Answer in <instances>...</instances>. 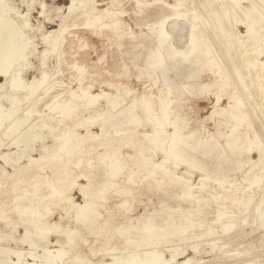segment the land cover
<instances>
[{"label":"bare ground","instance_id":"1","mask_svg":"<svg viewBox=\"0 0 264 264\" xmlns=\"http://www.w3.org/2000/svg\"><path fill=\"white\" fill-rule=\"evenodd\" d=\"M69 1L67 14L62 13L64 7L55 5L56 17L41 1L40 18L57 22L58 28L46 33L41 40L45 49L39 52L38 44L25 30L41 32L44 21L30 26V9L28 14L17 13L19 21L15 23L9 15L13 6L0 0V76L5 81L0 89L8 85L20 91L8 98L9 107L0 101V149L9 139V149L16 148L0 153L4 163H0V189L12 181L36 190L26 202L16 203L19 210L14 218L0 203V218L15 231L24 228L17 236L0 230V264H206L202 259L188 258L189 249L196 257L205 251L189 246L188 238L220 234L230 239L231 222L236 217L241 224L256 222L250 234L263 229L264 174L254 171L264 168V141L257 133L250 139L243 124L252 126L245 111L247 102L252 103L254 95L264 96V0ZM235 15L237 24L246 29L234 32L240 56L231 46L222 50L224 54L215 46L228 36L219 33L223 27L218 24ZM80 27L108 30L107 41H117L118 48H124L116 64L120 63L122 70L118 75L127 82L110 80L113 74L117 76V66L113 72H104L113 77L97 74L100 80L89 82L81 78L76 89L73 82L67 86L60 80L52 82L46 69L50 57L56 58L57 67L62 66L66 35L75 31L70 38L81 42ZM258 27L263 30L258 31ZM257 33L260 44L253 50L250 42ZM258 48L262 49L257 52ZM72 56L70 64L65 62L68 68L85 72L80 59ZM32 57L42 70L40 77L28 81L24 74L34 68L28 62ZM226 57L227 64L231 62V76L222 67ZM128 60L138 70L135 75ZM240 63L248 72L237 78ZM143 75L150 81L143 82ZM97 83L100 92L94 93ZM56 86L65 88L51 93ZM239 87L245 96L237 91ZM209 96L214 97L211 113L193 120V113L199 114L192 105L194 100ZM224 97L229 98L227 105ZM46 98L44 106L49 114L39 110ZM208 122H215V132L206 126ZM224 125L228 131L222 129ZM57 126H62L61 131L57 132ZM40 142L43 145L37 148ZM255 151L258 160L252 158ZM35 152H39L38 158L33 156ZM23 160H27L25 165ZM248 164L251 169L243 170ZM39 165L41 172L48 169L50 173L34 176L33 181L20 177ZM143 171L145 181L140 183L136 178ZM241 172L251 174L246 179L249 184L242 188L233 178ZM195 174L200 175L199 183L194 182ZM254 183L255 190L251 188ZM18 184L15 192L26 187ZM111 189L116 203L120 201L115 204L117 209L125 208L131 200L142 202L143 196L157 200L145 205L147 213L137 217V222L131 221L135 216L129 210L101 220L99 208L112 198L105 196ZM43 190L47 194H39ZM73 190L79 191L82 202L75 201ZM57 211L60 218L52 222ZM116 217L120 219L113 222ZM73 222L88 225L91 242L102 238L107 255L90 259L85 254H70L71 259L65 260L79 234L71 226ZM52 234L58 236L56 244L50 241ZM119 237L121 245L126 244L123 250L114 243ZM9 238L18 246L5 244ZM39 239L45 240L44 246L38 245ZM258 239L256 243L245 242L234 252L225 243L224 249L230 250L221 254L217 251L224 243H215L212 251L204 253L214 254L207 264L238 253L244 256L239 264H264V234ZM18 243L31 249H22ZM167 251L170 258L164 257ZM181 257L188 259L180 262Z\"/></svg>","mask_w":264,"mask_h":264},{"label":"rangeland","instance_id":"2","mask_svg":"<svg viewBox=\"0 0 264 264\" xmlns=\"http://www.w3.org/2000/svg\"><path fill=\"white\" fill-rule=\"evenodd\" d=\"M41 1L49 6V8L52 10L51 15L53 17H56L55 5L64 7V9L62 11L63 14H65L66 12L68 13V10L66 8L68 6H70V1L69 0H56V2H54L53 0H5V3L13 6V10L14 11L12 13H10L9 15H11V19H13V21L15 23L17 21H19L17 13H19L20 15H24V14H28L30 9H33L30 12V26L31 25L35 26V25H38L39 22H43L44 21V19L40 18V15H39V12L41 11V9H40ZM97 1L98 2H103V0H97ZM106 1H109V0H106ZM104 7H106V6H101L100 8H104ZM16 18H17V20H16ZM236 19H238L236 15L235 16H230L225 21L222 20L221 23L218 24L219 27H221V25L223 27V28H221L222 31L221 32L219 31V33L224 36V32H226V34L228 35V36L223 37V40H221V41H223V43L222 42L221 43L220 42H216V44H215V46L217 45V47L219 48V50L223 54H224L223 51L226 50V49L228 50V48H230V46L232 48L231 49L232 52L237 54V56H240V54L242 53V51L240 53V50L237 49L238 46H236V45H238V41H237L236 37L234 36V34L237 33V30L245 32L246 29L244 28L243 25H241L239 23L237 24ZM127 21L132 24V22L129 19H127ZM82 22H83V20L80 23H82ZM43 23H44V25H43L44 27L41 29V32L35 33L36 31L33 32L32 30L27 29V28L25 30V32L29 33L28 35L31 36L34 39V42L36 44H38V49L37 50L39 52H42L45 49V46L42 45V41L41 40L46 35V33L54 30L55 28H58V26H56L57 22H55L53 24V23H50L48 21H44ZM259 30H263V28L262 27H258V31ZM74 32L75 31H70L66 35V38H67L66 44L62 48L63 52L65 53L63 58H62V62H63L62 66H60V67L56 66V58H54V57H50V59L48 61L46 69H48V72H50V75H52V79H51L52 82L60 80V81L64 82V84L66 86L68 84H70L71 82H73L72 83V88L76 89L78 87V85H79V79L83 78L84 79L83 82H89L90 79H99L96 76L97 74H102L104 76H107V78L114 76V79H110V80H113V82H115V83H118V82H124L125 83V82H127L126 77H122L121 75H118V73H121L120 71H122V70H121L120 63L116 64L118 59H120L121 52L123 51L124 48H122V49L118 48L117 41H113V42H108L107 41L105 36L109 33L108 30H105V29L101 30V29H98V28L80 27L77 32H79V35L81 36V38H83V40L81 42L86 41V44H83V46H82L81 42L78 41L77 39L72 40V38H70L71 33H74ZM263 35H264V33H263ZM260 36L261 35L258 36V33H257L256 37L254 39H251L250 44L252 45V49L253 50L256 49L255 47L260 44V39H259ZM123 41H126V40H123ZM226 45H228V47H226ZM262 48H264V44H263ZM262 48H258L257 52H259ZM72 55H75L78 59H80V62H81L80 65L85 67V72H83L82 74L79 73V71L77 69H69L68 68V65L66 63L70 64L73 61V56ZM261 59H264V54L261 57ZM227 61H228V59L226 57L225 65H223L222 67L227 72L229 71V74L231 76L232 75L231 62L229 64H227L228 63ZM28 62H30L31 64H34V68L28 69L26 71V73L24 74V77H25L26 80L32 81V79L35 76H37V77L41 76L40 75V72H41L40 70H42V69H41V66H40V62L37 61L35 58L34 59H33V57H32V59L30 58L28 60ZM128 62H129L128 67L130 69V72H132L131 74L135 75L138 72V70H136L134 64H132L130 60H128ZM115 66H117L118 70H119V71H117V76H115V74H113V76H111L112 74L104 73L105 71H107V72L108 71H110V72L115 71L114 70ZM140 66H143V65H140ZM225 66H227V67H225ZM236 67H238L240 69V72L236 75V76H238L237 78L244 76L245 73L248 72V70L246 69V65L244 63H240ZM53 76H55V77H53ZM91 76H95V78H92ZM204 78L207 79V76H204ZM146 81H150V80H149L147 75H143V82H146ZM4 82H5L4 78L0 76V85H1V83L4 84ZM135 83H136V81H135ZM248 83H251V81L248 80ZM64 86H61V87L56 86L52 90L51 93H57L58 91L62 90ZM100 86L101 85L98 84V83L95 84L93 92L94 93H99L100 92V88H101ZM9 87L10 86L7 85V86H5V88L0 89V101H1V104L3 106H5V107L6 106L9 107L10 100H8V98H11L12 96H17L16 94H19V92H20V91H13L11 88L9 89ZM104 88H106V87H104ZM137 88L140 89V86L137 87ZM106 89H107V91H110V90H108V88H106ZM237 91L238 92L240 91L241 93H243V90L240 87H239V89H237ZM230 92H231V88H230ZM10 93H11V95H10ZM246 94L247 93H243L242 96H245ZM256 96L254 95V97H253L254 100L252 101V103L251 102H247L248 104L246 103L247 107L245 109V111L249 114V117H250L249 119H251V120H248V121L252 122V126L248 122L244 123L243 125L245 127V131L248 132V135H249L250 139H255L257 137V135L255 133H257L258 135L261 134L260 138H263V141H264V118H263V116H264V103H263L264 98L263 97L264 96L263 97L262 96H259V97L257 96L256 97ZM224 99H225L223 101L224 105H227L229 98L228 97H224ZM47 100H48V98H46L42 102V105L39 108L40 112H42L43 114L44 113L45 114H49L50 113V111L44 106V103ZM213 102H214V97L213 96H209V98H203V99L196 100V101L194 100L192 105L194 106V110L196 112H198L199 114L193 113L192 119L193 120H198V119L202 120V119L205 118V116L207 117L212 111L211 107L213 106L212 105ZM253 102L255 103V105H254ZM248 107H250V108H248ZM257 110H259V111H257ZM254 111H255V113H251V112H254ZM217 120L218 119H216V121ZM231 122H233V121H231ZM6 124H3V126L6 125ZM206 126L209 128L210 131L215 132V122H208L206 124ZM25 128L26 127H24V129ZM2 129L3 128L0 127V132H1ZM56 129H57V132H59V131H61L62 126H57ZM222 129L224 131L225 130H227V131L229 130V128H227L225 125L222 127ZM11 140L12 139L7 140L6 145L3 146L0 149V153H7V151L9 152L10 150H11L10 152L16 151V148L13 147V146H12V149L11 148L9 149V145L11 144ZM222 141H223V139H222ZM42 145H43V143L40 142L39 144H37V148H40ZM33 156L35 158H38L39 157V152H35L33 154ZM244 156H246V155H244ZM252 158H254V160H258L259 159L258 152L255 151L252 154ZM0 163L4 164L3 161L1 160V158H0ZM22 163L25 165L27 163V160H23ZM43 164H45V163H43ZM262 167H264V165ZM40 168H41L40 165L36 166L34 168V170H30L29 172L24 173L25 177H24V174H23V176H20V177H23L25 181H33V180H36L34 178V176L37 177L40 174L43 176V174H45L47 172L50 173L48 169H45L43 172H41ZM250 169H251V165L250 164H248V165L243 167V170H245V171H249ZM8 170L10 172L13 171L12 168H8ZM254 172H256V173L259 172L260 174L261 173L264 174V168L262 169L260 167L257 170H255ZM144 174H145L144 171L141 172L140 176L137 177L136 180L140 181V183L142 181H145V179L143 178V176H145ZM39 177H41V176H39ZM233 178L236 179L237 181H239L240 184L242 183V185L240 187V188H242V186H245V185L247 186L249 184L246 179L251 178V174L248 176L247 173L241 172V173H237L236 175H233ZM199 180H200V175L199 174H195L194 175V182L195 183H199ZM210 182H212V181H210ZM262 182H263V186H264V180H262ZM16 184H18V182L10 181L9 184L4 186V188L0 189V203H4L6 205V207H7V215L8 216L13 215L12 216L13 218L16 216L15 215L16 211L19 210V209H17L18 206L16 205V203L19 202V201L20 202L21 201L22 202H26L27 198H30L32 193L36 192V190H34L33 187L27 186L26 184L23 185V186H26V187L20 186L21 183L18 184V186L19 187H23L22 190H20L19 192L18 191L15 192L14 188H15ZM251 188L253 190H255L257 188L256 184L254 183L251 186ZM113 191H114V189H111L109 192H107L105 194V196L107 198H109V197H112V198H110L107 202L103 201L104 202V203H102L103 206H101L99 208V212L103 215V218L101 220L109 219L110 217L112 218V216H114L117 213H122L123 214L126 211L127 212L132 211L131 215L133 217L134 216L135 217H134V220H131V221L137 222V220H136L137 217H140L141 215H143V214L145 215L147 213V211H145L146 210L145 205L146 204L149 205L153 201L157 200L156 197H152L151 200H148L147 196H143V197H141L142 198L141 199L142 202L140 200L139 201L138 200L137 201H132L131 200L127 204V206L125 208L120 207L119 209H117L115 204H120L119 203L120 201L118 200V202L116 203L115 199L111 195ZM47 192H48L47 190H43V191H40L39 194H47ZM71 195L74 197L76 202H78V203L82 202V198H81L78 190H73L71 192ZM16 197H19V198L15 199ZM14 206H16V207H14ZM60 214H61V212L57 211L54 214V216L51 218V221L52 222L58 221L59 218H60ZM4 215H5V212H4ZM175 215L177 216L178 214H175ZM73 216L74 215H71V217H73ZM0 217H1V215H0ZM71 217H70V219H71ZM119 219H118V217H116L113 220V222H118ZM230 220H231V218H230ZM239 221H240L239 217H236L235 219L232 220L231 223H234L233 224L234 225V229H233V232H231V238L230 239H229L228 236L226 237V236H223V235H220V234H216L214 236H209V237H206V238H204V237H197L196 239H192V238L189 239L188 238L187 239V243H188L189 246L193 244V245H197L199 249L205 250L201 256H197L196 257V255L192 251V249H189L188 250V254H187L188 258L195 257L197 259H202L207 264L208 261H210V260H212L214 258V256H213L214 254L212 255V254H204V253L212 251V249H213L212 247H213V245L215 243H224V244H222L220 246L221 249H219V251H217L218 254L225 253V252H227V250H230V249H231V251L234 252V250L236 248H240L241 245L244 244L245 242H247V243L248 242L249 243H256L259 240L258 238L264 234V228L254 232L253 234H250L253 231V228L256 226V222L252 221V222H249V223L241 224V222H239ZM71 226L74 229H78L79 230V234L76 236V238L74 240V243L71 244V246L68 248L69 255L67 256V258L65 260H67L68 257H70L69 259H71V256L73 257V256H76V255H79V254H81V255L85 254L90 259H95V258L97 259V258H99V257H101V256H103L105 254L107 255V248L104 247V246H101L102 238L98 239L96 243L91 242L92 241L91 238L93 237V235L89 234L88 225L82 224L80 222L79 223H74L73 222V223H71ZM0 230L2 231V233L7 234V235H12V234L14 235L15 234L14 236L19 235V233H24V228L23 227H19L17 229V231H18L17 232V231H15V229L12 226H8L6 224V222L3 219H1V218H0ZM260 231H261V233H260ZM242 233H244V234H242ZM57 237L58 236H54L52 234V237H51L50 241H52L53 244L54 243L56 244ZM115 237L117 238V235H115ZM242 237H244V239ZM59 239H64V237H61ZM39 240H38V245L39 246H44V244H45L44 241L45 240L44 239H39ZM121 240L122 239L119 237V240L118 241H114V243L120 244L121 247H119V248L123 250V248H124L123 246H126V244L121 245V242H122ZM5 242H6L5 244L8 243L9 245H11L13 247L18 246V245H16V242L13 241L10 238L7 241H5ZM195 242H196V244H195ZM225 243L228 244L230 249L229 248L224 249L225 245H226ZM18 244L20 246L21 245L23 246V247L21 246L22 249L23 248L25 250H30L31 249V247L28 244H23V243H18ZM90 244H93V245H90ZM49 245H50V243H49ZM91 246H92V248H91ZM54 247H55V245H54ZM54 247H52V248H54ZM70 254H71V256H70ZM164 255H166V256H164L166 258H170V252L169 251L165 252ZM231 255H232V253H231ZM108 257L109 256H106L105 258L108 260V262H111L110 258H108ZM243 257L244 256L242 254L238 253V255H236L235 257L234 256L233 257H225L223 260L218 261V263H216L217 261H211V264H215V263L216 264H239V262L243 259ZM188 258L181 257V258H179V261L183 262V261L187 260Z\"/></svg>","mask_w":264,"mask_h":264}]
</instances>
